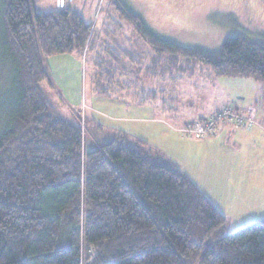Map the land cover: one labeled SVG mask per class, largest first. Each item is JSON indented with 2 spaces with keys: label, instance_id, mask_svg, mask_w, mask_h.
<instances>
[{
  "label": "trees",
  "instance_id": "trees-1",
  "mask_svg": "<svg viewBox=\"0 0 264 264\" xmlns=\"http://www.w3.org/2000/svg\"><path fill=\"white\" fill-rule=\"evenodd\" d=\"M117 8L170 68L200 63L264 83V41L240 34L216 51L181 47ZM94 36L71 4L40 12L35 0H0V93L6 63L11 82L0 112V264H264V219L225 235L224 215L144 142L120 134L91 149L84 125L56 115L40 87L50 83L45 62L88 56ZM109 51L108 73L125 72Z\"/></svg>",
  "mask_w": 264,
  "mask_h": 264
},
{
  "label": "rangeland",
  "instance_id": "rangeland-1",
  "mask_svg": "<svg viewBox=\"0 0 264 264\" xmlns=\"http://www.w3.org/2000/svg\"><path fill=\"white\" fill-rule=\"evenodd\" d=\"M35 1L40 12L56 7L55 0ZM71 5L93 25L95 36L88 56L75 52L45 62L50 83L40 87L56 115L84 125L91 149L120 134L130 143L144 142L186 174L224 215L225 235L263 220L264 83L241 77L213 79L211 69L200 63L194 66V73L185 61L170 68L167 56L159 59L121 18L117 6L142 17L161 39L181 47L216 51L235 35L264 41V0H74ZM110 47L121 54L125 72L108 73L103 61ZM6 64L1 113L3 106L7 108L4 102L11 87ZM157 74L161 76L157 78ZM215 109L254 112L262 126L258 128L257 122L253 128L261 135L230 121L220 122L214 135L202 139L184 133L191 123L188 120L213 117L220 112ZM220 125H230L246 136L240 138V144L226 141L224 136L217 140Z\"/></svg>",
  "mask_w": 264,
  "mask_h": 264
},
{
  "label": "built area",
  "instance_id": "built-area-1",
  "mask_svg": "<svg viewBox=\"0 0 264 264\" xmlns=\"http://www.w3.org/2000/svg\"><path fill=\"white\" fill-rule=\"evenodd\" d=\"M73 2L74 0H56V8L63 9ZM256 117L257 115L250 110L241 111L239 109H230L224 112L220 111L213 117L188 123L184 128V133L202 139L214 135L217 132V125L224 121H230L238 128L245 127L251 129L257 124Z\"/></svg>",
  "mask_w": 264,
  "mask_h": 264
},
{
  "label": "crops",
  "instance_id": "crops-1",
  "mask_svg": "<svg viewBox=\"0 0 264 264\" xmlns=\"http://www.w3.org/2000/svg\"><path fill=\"white\" fill-rule=\"evenodd\" d=\"M56 1V0H55ZM138 56V58H140V56L141 55H137ZM156 76V75H155ZM157 78H159L161 75H159V74H157ZM212 78L213 79H219V77H216V76H212ZM155 79L156 78H153V83L155 82ZM215 110H219V109H215ZM220 111V110H219ZM262 112L259 110V114H258V117H260V115L262 116V114H261ZM198 118H200V117H198ZM202 118V117H201ZM200 118V119H201ZM200 119H194L193 121H190V120H188L186 123H188V122H195V121H198V120H200ZM261 119H258L257 118V122L259 123V125H258V128H260V125L262 126V123H261ZM162 122H164V121H162ZM185 124V123H184ZM167 126V125H166ZM230 125H220L219 126V131H218V134H217V136H216V138L215 139H220V138H222L223 136H224V139L226 140V141H230V140H232V142H234V143H238V144H240V138H243V137H245L246 136V134H244V133H242V132H237L238 130H235V131H233L232 130V128H230L229 127ZM257 126V125H256ZM255 126V127H256ZM254 129V128H253ZM251 133H255V135L257 136L258 134H260L261 135V133L258 131V130H252V132ZM214 140H211V141H209V143H212Z\"/></svg>",
  "mask_w": 264,
  "mask_h": 264
}]
</instances>
